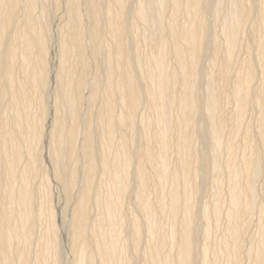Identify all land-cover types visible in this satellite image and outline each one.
<instances>
[{
  "label": "bare ground",
  "instance_id": "1",
  "mask_svg": "<svg viewBox=\"0 0 264 264\" xmlns=\"http://www.w3.org/2000/svg\"><path fill=\"white\" fill-rule=\"evenodd\" d=\"M260 177L264 0H0V264H264Z\"/></svg>",
  "mask_w": 264,
  "mask_h": 264
},
{
  "label": "rangeland",
  "instance_id": "2",
  "mask_svg": "<svg viewBox=\"0 0 264 264\" xmlns=\"http://www.w3.org/2000/svg\"><path fill=\"white\" fill-rule=\"evenodd\" d=\"M242 54H243V47L239 49V56L241 57ZM208 60H209V58L206 57V58L204 59V62H205V61L207 62ZM206 62H205V63H206ZM230 108H232V104H229V103H228V104L225 105V109H227L226 111H229ZM251 114H252V113L247 112V114H246V118H245V119H246V120H249L250 117H251ZM49 120H50V119H49ZM49 120H48V123H47L48 125H49ZM196 137H197V139H195ZM193 141H194V142L196 141V142H195L196 144H194L195 148L199 149L198 147H200V145L198 144V143H199V142H198V141H199V139H198V135L194 137ZM240 141H241V140H239V149H242V146H241V142H240ZM194 142H193V143H194ZM45 162H46V163H45ZM45 162H44V166H47V163H48L47 160H45ZM262 179H263V178L260 177V179L258 178V179H257V182H256V188H257V191H258L259 193H261V191L264 190V188H263V187H264V186H263V185H264V180H262ZM37 181H39V179H38ZM203 181H204V180H203ZM204 182H205V181H204ZM204 182H203V183H204ZM38 183H39V182H38ZM202 186H203V187H202L203 189L201 188V191H202V192L200 191L199 194H198L200 198L198 197V195H197V198H196V202H197V200H198V202H197L198 207H200V205H201L202 202L207 201V199H208V197H209V192H208V189L206 188L205 183L202 184ZM262 186H263V187H262ZM258 188H259V189H258ZM205 189H207V190H205ZM128 199H129V198L127 197V202H128ZM254 219H256L255 216H254L253 220H254ZM59 223L62 224V222H59ZM59 226H60V224H59ZM61 226H62V225H61ZM61 228H62V227H61ZM64 234H65V233H63L62 235H64ZM62 235H61V242H62V244L64 245L65 243H63V242H65V235H64V236H62ZM63 240H64V241H63ZM245 245H248V240L245 242ZM63 248H64L65 250H64ZM63 248H62V250L66 251V247H65V245L63 246ZM61 252H63V251H61ZM66 252H67V251H66ZM67 254H68V253H65V252H64V255L61 256V258H62V264L65 262L64 260H66V262H65L66 264H70V263H69V257L67 258V256H69V254H68V255H67ZM61 255H62V253H61ZM63 257L65 258L64 260H63ZM66 258H67V259H66ZM65 263H64V264H65ZM242 263H243V264L245 263V259H244V261H243Z\"/></svg>",
  "mask_w": 264,
  "mask_h": 264
}]
</instances>
